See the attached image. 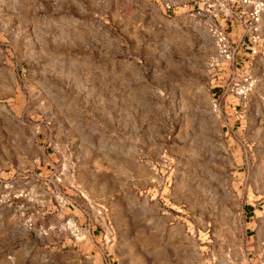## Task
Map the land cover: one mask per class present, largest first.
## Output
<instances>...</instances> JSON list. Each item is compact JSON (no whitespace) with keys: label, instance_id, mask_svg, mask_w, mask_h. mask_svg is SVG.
<instances>
[{"label":"rangeland","instance_id":"rangeland-1","mask_svg":"<svg viewBox=\"0 0 264 264\" xmlns=\"http://www.w3.org/2000/svg\"><path fill=\"white\" fill-rule=\"evenodd\" d=\"M226 3L0 0V264H264V17Z\"/></svg>","mask_w":264,"mask_h":264},{"label":"built area","instance_id":"built-area-1","mask_svg":"<svg viewBox=\"0 0 264 264\" xmlns=\"http://www.w3.org/2000/svg\"><path fill=\"white\" fill-rule=\"evenodd\" d=\"M226 2L227 6L239 4L240 7H242L248 13V17L246 18V20L241 15L237 16V19H239L241 22L242 20H244L245 26L247 28L249 27L248 31L251 34L255 35V38H253V43L256 46V44L259 43V37L258 35L256 36V34L259 32L258 25L260 24L261 19L264 17V0H226ZM209 8L215 9L216 7L214 5H209ZM211 33L216 40L220 56L226 60H230L231 45L229 43L228 36L218 28L212 30ZM242 85L243 86H241V88L238 89L239 91L237 92V95L240 98H243L247 94L248 86H250L249 78L243 79ZM98 212L99 215L102 214V210H99ZM65 227L71 230L72 235H80L82 233L81 228L77 225L76 222L71 219L66 221Z\"/></svg>","mask_w":264,"mask_h":264}]
</instances>
